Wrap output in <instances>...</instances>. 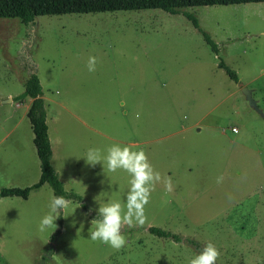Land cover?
I'll return each mask as SVG.
<instances>
[{"label": "rangeland", "instance_id": "374dc122", "mask_svg": "<svg viewBox=\"0 0 264 264\" xmlns=\"http://www.w3.org/2000/svg\"><path fill=\"white\" fill-rule=\"evenodd\" d=\"M188 10L218 52L184 14L161 9L40 15L29 25L0 19V101L12 99L0 102V189L40 178L26 105L16 100L33 71L66 190L88 206L93 197L122 199L127 174L104 177L82 159L112 143L143 148L161 177L145 224L125 226L119 250L86 239L89 225L71 226L72 216L39 232L54 194L47 183L27 199L0 197V264H188L207 242L220 251L216 264H264V2ZM153 225L197 243L157 237Z\"/></svg>", "mask_w": 264, "mask_h": 264}, {"label": "trees", "instance_id": "16d2710c", "mask_svg": "<svg viewBox=\"0 0 264 264\" xmlns=\"http://www.w3.org/2000/svg\"><path fill=\"white\" fill-rule=\"evenodd\" d=\"M250 2H264V0H0V19L19 18L23 23L29 25L35 23L36 17L40 15L161 9L171 14H184L202 32L211 48L218 52L217 43L208 32L201 28L196 15L188 9L203 5H230ZM219 66L232 79L239 81L237 72L230 68L223 60L220 61ZM43 95L40 79L36 72L33 71L26 80L25 91L16 96V100L18 101H25L28 98L32 99L27 117L33 128V140L40 159V178L34 184L26 187H3L0 189V197L17 196L27 199L32 190L38 189L47 183L51 186L55 195L80 202L86 211L88 205L83 202V197L75 191L65 189L59 172L52 165L53 151L48 131L46 102ZM94 215L95 213H92L89 217L92 218ZM143 228V226L140 227V229ZM148 231L157 237L167 238L175 242L186 241L191 244L197 243L195 239L185 237L180 233L159 226H150Z\"/></svg>", "mask_w": 264, "mask_h": 264}, {"label": "clouds", "instance_id": "9594fccd", "mask_svg": "<svg viewBox=\"0 0 264 264\" xmlns=\"http://www.w3.org/2000/svg\"><path fill=\"white\" fill-rule=\"evenodd\" d=\"M95 66L96 58L90 56L88 71H95ZM82 159L90 167L99 164L104 177L115 174L118 170L126 173L127 190L122 199L106 196L97 200L93 197V205L82 211L77 220L76 210L83 208V205L78 202L80 206L75 207L70 199L52 194L47 205L48 212L39 219L38 230L41 233H52L57 227L55 221L60 215H65V218L72 216L71 226L75 227L78 223L79 227L84 228L85 223L89 225L86 239L107 244L116 250L126 247L128 241L123 230L125 226L145 224V206L149 202L154 183L161 178L160 174L154 171L143 148L133 150L128 144L112 143L103 148L89 147ZM221 180L222 177H217V183ZM165 188L171 190L170 181H165ZM79 190L83 191V187ZM92 213L95 215L89 219ZM219 256L217 247L212 242H207L188 260V264H216Z\"/></svg>", "mask_w": 264, "mask_h": 264}, {"label": "water", "instance_id": "95a60500", "mask_svg": "<svg viewBox=\"0 0 264 264\" xmlns=\"http://www.w3.org/2000/svg\"><path fill=\"white\" fill-rule=\"evenodd\" d=\"M243 91H244V93H245L247 99L250 101V104H251L252 106H254V107H257L256 102H255V101L253 100V98H252V93H251V91H250L247 87H244V88H243ZM8 100L11 101L12 99L3 100V101H0V102H6V101H8Z\"/></svg>", "mask_w": 264, "mask_h": 264}, {"label": "crops", "instance_id": "0c3cea01", "mask_svg": "<svg viewBox=\"0 0 264 264\" xmlns=\"http://www.w3.org/2000/svg\"><path fill=\"white\" fill-rule=\"evenodd\" d=\"M21 103H25V105H26V108H25V110H24V112H23V116H26L27 117V112H28V109H29V107H30V105H31V102H32V99L31 98H28L27 100H25V101H20ZM22 116V117H23ZM22 119V118H21ZM32 126V125H31ZM49 127V126H48ZM51 144H52V140H51ZM35 148H36V146H35ZM52 148H53V144H52ZM37 150V149H36ZM55 157V150L53 149V156H52V158H54ZM59 172V171H58ZM40 174H41V172H40ZM60 174V173H59ZM44 186V185H43Z\"/></svg>", "mask_w": 264, "mask_h": 264}, {"label": "built area", "instance_id": "2783aa9c", "mask_svg": "<svg viewBox=\"0 0 264 264\" xmlns=\"http://www.w3.org/2000/svg\"><path fill=\"white\" fill-rule=\"evenodd\" d=\"M233 130H234V131H236V130H237V128H234Z\"/></svg>", "mask_w": 264, "mask_h": 264}]
</instances>
